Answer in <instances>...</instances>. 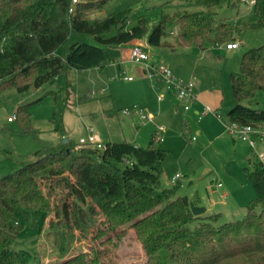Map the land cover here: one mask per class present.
<instances>
[{
  "label": "trees",
  "instance_id": "1",
  "mask_svg": "<svg viewBox=\"0 0 264 264\" xmlns=\"http://www.w3.org/2000/svg\"><path fill=\"white\" fill-rule=\"evenodd\" d=\"M71 1L0 0V91L38 88L67 67H99L107 47L143 36L149 46H165L162 38L169 25L177 26L174 44L191 49L229 40L226 45L242 28L264 26V0H253L254 19L240 26L213 17L215 8L232 6L234 0H186L199 9L162 14L148 31L142 17L127 27V9L104 18L88 17L108 0H80L70 13ZM72 32L92 41L75 39L66 52L59 53ZM229 82L234 103L221 115L222 120L264 128V109L242 104L264 89V44L240 54L239 68L229 73ZM29 104L19 105L15 117L29 121ZM158 140L153 129L146 146L108 141L94 154L86 147L73 151L70 141L63 146H42L33 152V160L1 174L0 264L27 254L13 248L17 235L26 225L34 228L42 213H53L52 226L63 230L57 264H98V252L64 258L72 229L82 228L97 214L101 228L96 236L109 235L125 225L133 230L144 252L142 264H264V165L247 158L249 167L243 170L255 196L240 219L219 223L220 214L206 215L202 206L190 205L185 195H177V182L158 189L167 155L157 146ZM54 178L66 190L58 197L51 193ZM120 232L115 235L125 230ZM107 242L115 245L111 238Z\"/></svg>",
  "mask_w": 264,
  "mask_h": 264
},
{
  "label": "rangeland",
  "instance_id": "2",
  "mask_svg": "<svg viewBox=\"0 0 264 264\" xmlns=\"http://www.w3.org/2000/svg\"><path fill=\"white\" fill-rule=\"evenodd\" d=\"M234 1L232 6L215 8L214 19L238 26L254 19L250 0ZM125 9L129 11L127 27L142 17L148 31L162 14L199 7L186 0H108L100 11L88 14V17L104 18ZM176 32V25L167 26L166 36L162 38L165 46H170ZM235 34L234 41L238 40L240 45L233 50L225 47L229 40L216 46L206 43L204 49L178 47L175 53L169 48L157 49V54L149 61L166 65L173 74L179 71L180 75H175L181 79L194 77L202 104L223 115L234 103L229 73L238 70L239 57L244 50L264 44V26L242 28L239 34ZM142 38L146 41V36ZM75 39L92 41L89 36L72 32L58 52H66L67 46ZM148 47L147 44L143 48L147 50ZM118 53L106 48L102 67L64 68L38 89L30 86L17 91L9 87L0 91V175L33 160V152L42 146H63L66 144L61 143L64 136L71 142L73 151L84 148L76 143L86 133L87 125L94 127L103 142L125 140L138 146H146L151 131L156 129L157 146L167 151L158 189L172 185L171 177L178 175L177 195H185L190 205L202 206L206 215L220 214L219 223L240 219L246 204L255 196L243 167L248 166L247 156L256 160V153L264 150V139L258 140L252 135L255 145L251 147L248 142L229 134L219 117L207 113L198 119L199 108L195 110L191 105L190 110L183 111L179 105L175 107L177 102L170 96L159 101V109L152 121L139 117V114H122L125 107L133 109L135 105L140 109L145 107L146 100L155 102L162 90L159 86L157 92L146 75L142 80V94L130 90V84L140 76L130 62L113 64V58H120ZM127 76L131 79H125ZM29 102V121H21L15 117L17 107ZM242 104L264 109V89L256 91ZM9 117L14 119L8 120ZM30 126L34 129L32 132ZM55 179L51 181V193L58 197L66 190ZM217 183L222 186L216 187ZM43 189L46 192L47 186ZM223 193L226 196H222ZM94 217L82 228L72 229L73 237L64 258L90 251L99 253L98 264L144 262L141 244L131 228L125 225L109 235L96 236L101 228V216ZM54 221L53 213H42L34 228L26 225L17 235L13 248L27 254L10 264H57L61 260L59 247L63 230L52 226ZM122 229L125 230L123 235H115ZM107 238H111L115 245L107 242Z\"/></svg>",
  "mask_w": 264,
  "mask_h": 264
},
{
  "label": "built area",
  "instance_id": "3",
  "mask_svg": "<svg viewBox=\"0 0 264 264\" xmlns=\"http://www.w3.org/2000/svg\"><path fill=\"white\" fill-rule=\"evenodd\" d=\"M80 0H72L68 8V11L73 12L74 4ZM252 3L253 0H250ZM128 25V22H127ZM240 45L238 41H232L227 43L225 47L227 49H234ZM129 60L138 64H141L144 69V74L152 81L153 85L159 84L163 92H159L156 96L157 100L160 101L162 98L169 94L171 95L177 103L182 107L183 110H188L193 102L197 100V88L194 79L184 80L173 74L170 69L162 63H152L149 61V53L143 48V45L139 42L133 44L129 49ZM125 79L130 80L131 76L125 77ZM158 87V86H157ZM207 112H212L208 106H204L201 113L198 114V118ZM139 114V117L146 118L152 121L155 114L146 109L141 110L137 106H133V109L125 107L122 109V114L130 115ZM221 120V115L213 112ZM14 117H9L8 120H13ZM223 121V120H222ZM226 130L229 134L235 135L238 139L248 142L249 146L253 147L255 145V139L252 135L256 136L258 140L264 139V128L254 127L252 125H239L235 122L223 121ZM86 133L81 136L76 145L81 147H86L93 150L102 151L105 148V142L100 138L99 133L94 129L93 126L87 125ZM194 138V137H192ZM256 160L264 165V150L256 153ZM126 164H130L129 159H125ZM178 180V175H174L170 179V183L174 184ZM216 187H221V183H217ZM222 196H225L223 193Z\"/></svg>",
  "mask_w": 264,
  "mask_h": 264
},
{
  "label": "crops",
  "instance_id": "4",
  "mask_svg": "<svg viewBox=\"0 0 264 264\" xmlns=\"http://www.w3.org/2000/svg\"><path fill=\"white\" fill-rule=\"evenodd\" d=\"M176 34V33H175ZM145 40H146V38H145ZM143 42V43H141V42ZM236 41H238V40H236ZM141 43V44H143V47H144V45H147V42L146 41H144L143 40V38H140V39H134V40H132V41H129V42H127V43H124V44H121V45H119V46H117V47H107V48H112V49H115V50H117V52H119L118 54H119V60H116V59H112V62H113V64H118V65H120V64H122V63H132V64H134V66H135V71H136V74L138 75V77L140 76V78L138 79V80H136L134 83H132V84H130V86H129V89L130 90H132V91H134L135 93H138L139 95L140 94H142L143 92H144V88L142 87V80L144 79L143 78V76L145 75L144 74V69H143V67H142V65L141 64H138V63H135V62H132V61H130L129 60V49H130V47L133 45V44H136V43ZM239 42V41H238ZM240 43V42H239ZM149 46V45H148ZM165 48H169L170 50V52H172V53H175L176 52V50H177V48H178V46H176L175 44H174V42H173V38H172V41H170V46H161V47H148V49H147V51H148V53H149V60H150V58H153L152 56H154V55H156L157 54V49L159 50V49H165ZM186 49H191V48H186ZM227 49V48H226ZM235 49V48H234ZM227 50H233V49H227ZM103 66V64H101V66H99V67H102ZM178 74V75H180V73H179V71H175V73L174 74ZM176 74V75H177ZM177 75V76H178ZM142 78V79H141ZM193 79H194V77H192ZM191 78V79H192ZM131 81H133V80H131ZM150 83H151V85H152V87L154 88V89H157V92L161 89L162 90V92H163V89H162V87L160 88L159 86V84H156V85H153V83H152V81H150ZM44 85V84H43ZM43 85H41V86H43ZM40 86V87H41ZM158 86V87H157ZM40 87H38V88H40ZM38 88H34V89H38ZM160 88V89H159ZM196 88H197V100L195 101V102H193L191 105H193V109H200V111L197 113V118H198V114L199 113H201L202 111H203V109H204V106H208V105H206V104H202V101L200 100V98H199V89H198V87H197V84H196ZM92 94H90V95H88V97L87 98H89L90 96H91ZM165 96H170V97H172L171 95H169V94H166ZM147 102H145V107L144 108H142V107H140V109L141 110H144V109H146V110H148V111H151V112H153L154 114H156L157 113V111H158V109H159V101L156 99L155 100V102L154 101H149V100H146ZM179 105V103H177L176 105H175V107H177ZM180 106V105H179ZM209 107V106H208ZM180 108L182 109V107L180 106ZM183 110V109H182ZM188 110H190V108L188 109ZM183 111H187V110H183ZM207 113H212V114H214L213 113V111L212 112H207ZM207 113H204V114H207ZM204 114H202L201 115V117L204 115ZM215 115V114H214ZM221 115V114H220ZM216 116V115H215ZM198 119H200V118H198ZM106 142H108V141H106ZM246 158H249L248 156L246 157ZM250 161H253V160H251L250 159ZM248 167H249V164H248ZM222 186V185H221ZM225 194V196H226V193H224Z\"/></svg>",
  "mask_w": 264,
  "mask_h": 264
},
{
  "label": "water",
  "instance_id": "5",
  "mask_svg": "<svg viewBox=\"0 0 264 264\" xmlns=\"http://www.w3.org/2000/svg\"><path fill=\"white\" fill-rule=\"evenodd\" d=\"M67 141H68V138H67L66 136L62 137V139H61V143H66ZM67 150L69 151V149H67ZM90 153H91V154H94L95 151H94V150H91Z\"/></svg>",
  "mask_w": 264,
  "mask_h": 264
}]
</instances>
